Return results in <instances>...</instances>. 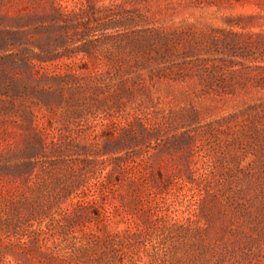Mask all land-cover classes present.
<instances>
[{
    "label": "rangeland",
    "instance_id": "obj_1",
    "mask_svg": "<svg viewBox=\"0 0 264 264\" xmlns=\"http://www.w3.org/2000/svg\"><path fill=\"white\" fill-rule=\"evenodd\" d=\"M0 264H264V0H0Z\"/></svg>",
    "mask_w": 264,
    "mask_h": 264
},
{
    "label": "trees",
    "instance_id": "obj_2",
    "mask_svg": "<svg viewBox=\"0 0 264 264\" xmlns=\"http://www.w3.org/2000/svg\"><path fill=\"white\" fill-rule=\"evenodd\" d=\"M31 151H32V150H31ZM75 213H76V215H77V217H78V216H79L78 212L76 211Z\"/></svg>",
    "mask_w": 264,
    "mask_h": 264
}]
</instances>
